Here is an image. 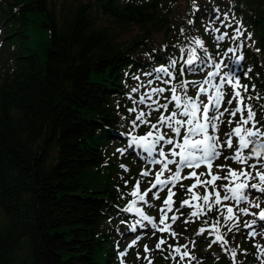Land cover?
Segmentation results:
<instances>
[{
    "label": "trees",
    "instance_id": "1",
    "mask_svg": "<svg viewBox=\"0 0 264 264\" xmlns=\"http://www.w3.org/2000/svg\"><path fill=\"white\" fill-rule=\"evenodd\" d=\"M233 1L256 11L264 68V0ZM142 3L56 12L48 0H0L14 43L0 69V264H116L106 222L119 169L105 147L133 116L122 70L144 35L169 40L179 18L163 0ZM132 26L139 34L121 39Z\"/></svg>",
    "mask_w": 264,
    "mask_h": 264
},
{
    "label": "snow or ice",
    "instance_id": "2",
    "mask_svg": "<svg viewBox=\"0 0 264 264\" xmlns=\"http://www.w3.org/2000/svg\"><path fill=\"white\" fill-rule=\"evenodd\" d=\"M227 17H225V20ZM225 20H221V24H225ZM189 24L192 23L191 20L188 21ZM230 26V25H225ZM215 32H220L219 28L206 29ZM183 31V29H181ZM242 32L237 28L234 33L229 36L228 33H221L215 36L217 42L224 41L225 39H230L236 42ZM249 34V38H250ZM193 43L204 48V43L199 38H193ZM241 45L237 44L236 48H228L224 53L225 56L230 52H235L237 48ZM183 52L184 49L182 48ZM258 51V50H257ZM205 52L207 50L205 49ZM243 59L242 55L236 56L233 63L239 65L240 61ZM200 60V57L196 55V48H189L187 51V59L184 60V64L190 66L189 71H195L196 69L191 67L194 65L195 61ZM211 61V57H209ZM203 63V61H201ZM177 61L173 60L171 62V67L175 68ZM211 67L213 71L207 73V78L203 82L199 81H180V89L185 91L181 94L180 89L176 86H171L166 89L163 87L151 88L150 92L140 97L139 103H145V100H150L151 103L148 105L150 110L160 111V115L156 123H151L150 127L154 131H148L146 135H131L130 145H135L141 148L148 154L150 163L161 165L159 171L155 172L154 179L149 181L150 188L145 192L141 193L140 185L141 180H137L131 195L136 199L132 200L126 209V211H135L142 221H148L152 223V227L159 231L160 233H169L170 236L175 238L177 233L172 231L171 220L173 223L179 218L176 214L168 216L169 212H173V197L175 192L173 189L176 187L177 183L184 179H194V183L188 186L187 194L189 198L184 199L180 203V208L176 209V212H180L185 206L191 207L193 210L189 213V217L199 218L201 215L206 214L214 209V207L226 208V214L221 212L220 217L213 221L211 225L207 228L201 227L197 236L203 234L206 230L209 231V235L213 236L214 239L212 243H219L224 251L231 253L233 259V264H236V249L228 247V240L226 239L227 233H221L220 219L222 218L225 224L233 223L237 221L238 217L234 212L232 206L223 205L222 201L233 200L236 204L247 202L251 207L260 209L258 213H250L249 208L241 207L238 209L239 213L251 214L258 218L260 221H264V208H260L259 202H252L249 200L248 193L250 190H256L257 192L264 194V125L260 121L256 120V112L253 110L251 104L244 102L245 98L241 95V90L247 93L248 86L241 85L239 75L236 74L234 70L221 71L222 67H228L227 65H222V63H217L215 61L211 62ZM184 68H181V74L184 72ZM157 73H163L168 77H172L173 73L169 71L168 67L161 66L155 70ZM251 71V69H249ZM247 75V73H244ZM218 77L217 83H213V78ZM159 79V77H157ZM152 81H149L151 84ZM165 84H171L170 80H165ZM191 83L192 85H198V92L196 98L187 95V85ZM225 85L230 86L232 91V99L228 100L227 103L231 105L233 100L236 101L235 108H225L220 111L222 101L227 94L223 89ZM255 87V86H253ZM209 89H214V91H209ZM137 91V89H133ZM165 91L171 93L170 99L165 98L166 102L161 104L159 100L152 99L153 95H161ZM203 94H207V103L199 100V97ZM248 99H251L249 97ZM174 102V108L171 112H168L169 104ZM130 111H136L135 109H130ZM247 113L246 115L244 113ZM167 113V114H166ZM199 113V115H198ZM228 113L230 117H235L237 113L240 114L239 121H236V126L231 128V130L225 133V139L223 142L215 134L218 131L219 123L222 122L224 114ZM151 112H137L135 120H133V128L139 127L141 124H148V117ZM234 121L232 119L228 120L231 125ZM259 125V126H258ZM167 127L174 136H168L167 133L162 131L163 128ZM183 129V131H182ZM175 137H179L180 140H176ZM162 144L172 145L170 150V155L172 158H168V154L163 150ZM161 145L158 155L161 159L153 158V154L157 153V146ZM235 149L234 153L230 157H224L225 160L231 159L234 162L242 165L240 170H235L227 165H217V168L224 170L227 169V174L221 176L218 173L212 172L213 163L218 159L223 153L222 149ZM178 149V151H177ZM178 158V159H177ZM250 160H254V163H249ZM175 165V171H172L169 166ZM206 169V172L198 173L196 170L201 167ZM123 168L124 165H121ZM190 169L187 175H182L183 169ZM170 173L165 176V173ZM151 174L150 170H142L141 176L147 177ZM205 177V179H201ZM210 177V178H208ZM226 180L228 183L220 185L224 190V195L221 196V192L218 190L216 181ZM250 180H256V183H250ZM183 187V184L180 185ZM203 187L204 193L201 195L194 191L197 187ZM167 189V197L163 200V207H161V215L159 217V225L152 222V217L145 215L144 212L139 207H135L137 200L141 202H147L146 196L152 195L155 199H159V192L154 190H164ZM211 188V191H209ZM193 201H202V203H192ZM152 205H149L151 207ZM189 221H185L188 223ZM141 221H137L140 224ZM207 224V222H205ZM256 223V220L245 222L244 226L251 229ZM228 231H232L229 227ZM250 236H256L255 231H250L248 233ZM139 239V237H137ZM166 240L161 238L155 245V248L163 251V245ZM136 244V240H133L129 247ZM211 247V244L209 245ZM260 253L264 255V247L259 244L256 245ZM170 256L173 259L179 256V261H187L190 264L191 261L195 260L188 250L187 245H169ZM150 249L145 245V252H149ZM121 256L125 253L121 252ZM148 264H152L149 257H145Z\"/></svg>",
    "mask_w": 264,
    "mask_h": 264
},
{
    "label": "rangeland",
    "instance_id": "3",
    "mask_svg": "<svg viewBox=\"0 0 264 264\" xmlns=\"http://www.w3.org/2000/svg\"><path fill=\"white\" fill-rule=\"evenodd\" d=\"M50 2L51 5H54L56 8V12H60V8L63 4H67L69 2L71 3H77V2H87V0H48ZM97 16V15H96ZM137 29L136 28H132L130 34L124 36V39H128L130 38L134 33H136ZM26 247L23 246V248H21L20 251H18L16 253L17 255V260L21 259V258H25L26 257Z\"/></svg>",
    "mask_w": 264,
    "mask_h": 264
}]
</instances>
